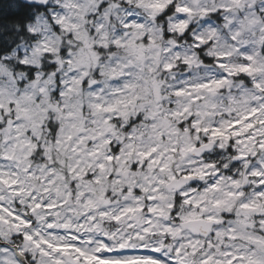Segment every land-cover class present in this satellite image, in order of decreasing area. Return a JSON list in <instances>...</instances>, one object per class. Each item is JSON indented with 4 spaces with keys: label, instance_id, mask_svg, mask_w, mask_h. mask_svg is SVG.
Returning a JSON list of instances; mask_svg holds the SVG:
<instances>
[{
    "label": "snow or ice",
    "instance_id": "snow-or-ice-1",
    "mask_svg": "<svg viewBox=\"0 0 264 264\" xmlns=\"http://www.w3.org/2000/svg\"><path fill=\"white\" fill-rule=\"evenodd\" d=\"M0 264H264V0L0 4Z\"/></svg>",
    "mask_w": 264,
    "mask_h": 264
},
{
    "label": "trees",
    "instance_id": "trees-1",
    "mask_svg": "<svg viewBox=\"0 0 264 264\" xmlns=\"http://www.w3.org/2000/svg\"><path fill=\"white\" fill-rule=\"evenodd\" d=\"M5 2H6V0H0V4H3Z\"/></svg>",
    "mask_w": 264,
    "mask_h": 264
}]
</instances>
